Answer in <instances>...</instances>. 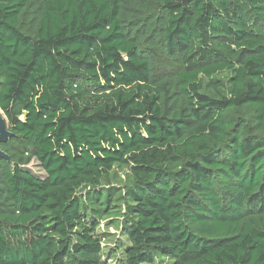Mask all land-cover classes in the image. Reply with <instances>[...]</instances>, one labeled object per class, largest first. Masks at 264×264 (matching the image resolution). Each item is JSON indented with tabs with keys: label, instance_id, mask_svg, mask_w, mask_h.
Listing matches in <instances>:
<instances>
[{
	"label": "trees",
	"instance_id": "16d2710c",
	"mask_svg": "<svg viewBox=\"0 0 264 264\" xmlns=\"http://www.w3.org/2000/svg\"><path fill=\"white\" fill-rule=\"evenodd\" d=\"M0 109V264H264V0H0Z\"/></svg>",
	"mask_w": 264,
	"mask_h": 264
},
{
	"label": "rangeland",
	"instance_id": "374dc122",
	"mask_svg": "<svg viewBox=\"0 0 264 264\" xmlns=\"http://www.w3.org/2000/svg\"><path fill=\"white\" fill-rule=\"evenodd\" d=\"M29 166L32 168V170L36 171L38 174H43V172L41 171V167L39 166V164L33 160V162L31 164H29ZM114 173H116L117 175V180L118 182H120V184H128L129 178H130V173H129V169L127 168H121V167H116L114 169ZM110 232L117 234L118 232L115 230V228H110L109 229ZM107 231L106 226L102 225L100 227V232H105ZM105 244H109V242L105 241ZM110 244H113V241L110 242ZM113 264L116 263L115 260L111 261Z\"/></svg>",
	"mask_w": 264,
	"mask_h": 264
},
{
	"label": "water",
	"instance_id": "95a60500",
	"mask_svg": "<svg viewBox=\"0 0 264 264\" xmlns=\"http://www.w3.org/2000/svg\"><path fill=\"white\" fill-rule=\"evenodd\" d=\"M14 135L9 129L7 118L0 109V159L12 162L10 155L1 148V144L8 142Z\"/></svg>",
	"mask_w": 264,
	"mask_h": 264
}]
</instances>
